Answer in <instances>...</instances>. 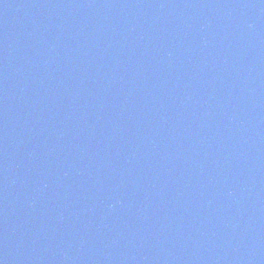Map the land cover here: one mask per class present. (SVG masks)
Here are the masks:
<instances>
[{"label": "water", "instance_id": "1", "mask_svg": "<svg viewBox=\"0 0 264 264\" xmlns=\"http://www.w3.org/2000/svg\"><path fill=\"white\" fill-rule=\"evenodd\" d=\"M107 264H264V0H112Z\"/></svg>", "mask_w": 264, "mask_h": 264}]
</instances>
